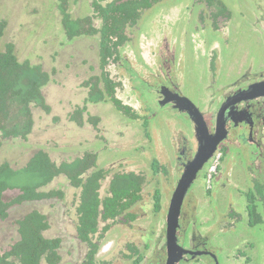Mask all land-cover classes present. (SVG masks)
<instances>
[{"label": "rangeland", "instance_id": "obj_1", "mask_svg": "<svg viewBox=\"0 0 264 264\" xmlns=\"http://www.w3.org/2000/svg\"><path fill=\"white\" fill-rule=\"evenodd\" d=\"M219 1L233 15L227 31L222 22H216L219 30L212 28L214 23L210 13L213 17L216 11L206 9L197 0H164L143 14L138 24L127 32L130 41L121 49V60L109 64V75L119 84L116 96L123 104L145 118L152 113L155 117L152 116L147 128H144L143 120L124 117L108 101L87 104L88 110L99 117V127L93 130L87 124L77 126L69 118L84 103L88 92L85 82L99 74L97 38L66 40L56 0H0V18L7 22L3 43L12 42L19 60L41 65L52 77V82L43 90L50 113L36 108L35 124L29 139L3 141L0 144V162L21 167L37 150H45L55 162L90 152L97 155L100 168L136 171L146 177L144 198L136 207L139 214L145 217L132 227L113 228L102 244L101 259L110 258L112 244L123 246L129 240L138 243L139 235L143 234L142 241L146 242V246L142 243L144 249L141 250L143 264H155L160 252L159 245L164 242H156L158 234H161H157V228L159 220L163 222L165 218L179 173H176V177H172L170 171L167 177L155 176L151 173L150 163L154 159L165 164L173 162L176 150L170 153L171 143L168 139L177 129L186 136L190 135L192 123L185 115L156 104L155 89L161 83V78H157L161 77V70L155 61L156 53L160 50L167 52L163 49L168 48L170 53L175 54L173 80L180 87L182 96L200 110L211 106L214 94L236 76H241L248 67L251 68L247 70L253 72L264 70V25L251 16L254 6H260L263 0ZM239 11L244 13L246 19L240 16ZM71 12L74 16L89 14L87 1L71 0ZM213 53L216 55L214 77L208 68L209 57ZM145 84L149 85L150 90L145 88ZM164 150L167 153H163ZM242 155L239 151L231 150L226 154L223 166L234 178L231 177L229 185L226 177L224 190L217 182L221 178V171H218V175L214 174L219 164V158L214 157L203 181L193 184L183 208L186 215L181 230L186 231V236L197 232L207 237V246L213 254H217L219 264H264V207L261 204L256 206L261 221L253 226L242 191L250 188L247 172L256 170L251 169L249 157ZM260 160L263 172L264 156ZM225 175L221 178L222 182ZM259 175L264 180V174ZM211 180L214 184L209 187ZM51 188L60 189L65 195L64 200L58 208L47 209L48 212L46 205L43 210L52 219L61 222L63 208L68 206V202H74V191L64 182L55 183ZM154 190L160 192L163 200L159 215L152 211L151 195ZM16 193L8 191L5 195L10 198ZM70 217L73 218V215ZM66 222L68 225L67 217ZM163 228L161 231L164 235ZM69 233H72L71 229ZM53 234L59 236L56 231ZM69 248L67 246L62 251L64 256H67ZM72 253L65 264L75 262L76 254ZM180 264L214 263L203 257Z\"/></svg>", "mask_w": 264, "mask_h": 264}, {"label": "trees", "instance_id": "obj_2", "mask_svg": "<svg viewBox=\"0 0 264 264\" xmlns=\"http://www.w3.org/2000/svg\"><path fill=\"white\" fill-rule=\"evenodd\" d=\"M87 1L90 13L79 17L72 15L71 0H56L66 40L98 38L100 72L85 82L88 92L84 106L77 107L70 114L69 120L82 126L86 114L89 123L98 124L99 119L88 114L87 104L105 101L111 102L127 117L135 119L136 113L116 97L119 84L112 80L107 66L111 61H120V49L129 41L127 30L135 27L146 11L164 0ZM197 1L205 3L208 9L216 10V15L224 10L219 0ZM6 28L7 22L0 18V144L3 141H27L35 124L34 110L38 108L47 114L51 111L43 94L44 88L52 82L51 74L41 65L29 60H19L15 45L12 42L3 43ZM151 169L155 174L158 172L157 161H153ZM106 173L105 170L98 169L95 155L89 153L56 164L47 152L38 150L21 167L0 162V220L7 218V211L12 205L59 196L60 190L44 189L60 178L80 190L76 231L80 239L89 245V251L81 264H96L94 257L98 246L92 243L90 235L97 232L100 217L106 221L115 220L125 213L127 217L132 216L127 211L141 199L140 192L144 184V178L140 174L117 173L111 180L108 194L102 200L98 190ZM13 189L19 190L20 194L6 202L3 194ZM154 200L158 210V193H155ZM252 208L250 205V223H259L261 220ZM16 226L17 237L6 253H0V264H41L42 261L46 264H59L61 258L58 249L61 241L59 238L45 236L49 224L43 214L33 210L17 221ZM132 248L137 252L133 245Z\"/></svg>", "mask_w": 264, "mask_h": 264}, {"label": "flooded vegetation", "instance_id": "obj_3", "mask_svg": "<svg viewBox=\"0 0 264 264\" xmlns=\"http://www.w3.org/2000/svg\"><path fill=\"white\" fill-rule=\"evenodd\" d=\"M87 3H88V12L90 13V5L88 1ZM197 3H200V5L202 4L205 5V3L203 2H197ZM260 3L261 5L258 7L255 8L254 6L251 16L255 18L258 22L264 25V0ZM221 5L223 6L224 10L220 11L218 15H216L215 13V18L214 16L212 17V13H210L212 23H214L212 28H214L215 31L220 29V28H217L216 22L217 23L222 22L225 30L227 31L228 24L231 22L232 17H233L230 9L222 3ZM205 8L207 9L206 5H205ZM239 13L243 19H246L243 12L239 11ZM87 15L89 14H86L84 16H79V17H85ZM129 36L130 35H128V37ZM91 38H97V37H91ZM129 41H130V38H129ZM97 43H98V38H97ZM122 47H124V45ZM121 49H120V54H121ZM163 50H166L167 52L160 50L158 53H156L157 55L155 56L156 57L155 61L160 66V70H161V77L157 76V78L158 77L161 78L159 79L161 83L159 87L155 89L157 93L156 104L162 108H170V110H172L174 113H178L181 116L185 115L187 118H189L190 122L192 123V127H191V134L188 136H186L185 133L181 131L180 129H177L175 134H172L171 138L169 137L168 140L171 143L170 153L174 152V149H175L176 157L174 158L173 162H170L168 164L161 163L158 159H154L158 163L159 170L155 174L153 173L151 169L152 171L151 173L155 176H162V177L166 176L167 177L170 171V175H172V177H176V173L178 172L179 176H177L178 179L176 180V185H177L185 169L195 159L196 155L202 149V147H204L208 142H210L213 138H215V136H217V138H221L216 146L214 154L198 171L195 179L193 180V182L187 189L182 205H181V209H180V213L178 217V225L176 228L177 244L181 246L185 251L191 252V253H183V255H181L177 259L178 261L176 264L178 263L180 264L181 262L186 263L189 260H194L195 258L201 259L203 257H207L209 261L212 260L214 264H219L217 254H213V252L210 251L207 246L208 245L207 237H202L200 234L199 235L196 234L197 232L190 233V235L186 236L187 234L186 231L181 230L182 220L185 219V215H186V214H183L185 199L187 198L189 193L193 190L192 189L193 184L197 181L199 182L203 181V178L206 176L205 174H206L207 167L210 165L214 157L219 158L218 160L219 164L217 168L215 169L214 174L218 175L219 170L221 171V178L224 174H226L224 176L223 182L221 178L220 180L217 181L218 183H220L221 190L226 189L225 187V185H227L225 183L226 177H228L227 180L229 181V185H231L230 179L233 175H231V172H227L226 167L223 166L224 159L225 158L227 159L226 154L231 150L234 152L239 151L241 154H243L242 155L243 157H245L244 155L249 157L250 161L252 162V164L250 165L251 169L256 170L253 173L251 172L252 170L247 172L248 174L247 178L249 179L250 188L248 190H245L246 192L242 191L243 193H245V196H246L245 197L246 210H248V213L250 215V209H249L250 205H252L254 208V209L252 208L253 209L252 211L256 210V206L258 207L259 204H261L264 207V200H263L264 180H262L260 178L261 175H259L260 173L264 174V171L262 172V164L260 160V158H263L264 156V70L253 72L251 69L247 70L248 68H251V67H248L247 69L244 70L245 72L243 71L244 73L242 72L241 76H238V77L236 76V78L231 80L227 86H225L224 88H220L219 92L217 94H214L215 99L212 105L208 106L204 110H200L198 107H196L193 104L194 107L200 113L201 117H203V121H204L206 130H207V132L204 134L199 129L200 126L197 124V122L194 121L192 117L190 116V114L185 110L183 102L178 98V97H183V96L180 93V87L176 84V82L173 80V77H172V71L176 64L175 62L176 56L174 53H170L168 48L163 49ZM97 61H98V44H97ZM110 63L113 64L114 62L111 61ZM215 63H216V55L213 53L209 57V66H208L212 77H214L213 67ZM109 69H110V65L107 66L108 72H109ZM148 86L149 85L147 84L145 88L150 90ZM116 92H117V89H116ZM99 103H102V102H99ZM82 106H84V103L83 105L79 107H82ZM145 106H146V109L148 110L149 108L148 101H146ZM131 109L134 111L133 108ZM87 112L92 117L99 119V117H97L95 114L89 111L88 108H87ZM135 113L137 115V118L135 119L129 118L125 114H122V113L121 114L124 117L131 119V120H136V121L143 120L144 128H147L151 119L155 117L153 116L154 113H152L151 115H147L146 118L139 115L137 112ZM87 120H88V116L84 114L83 124H87L91 126L93 130L98 129L100 123L93 125V123H89V121ZM76 125L80 126L78 124ZM85 153L95 155L96 165L98 169H102L107 172L105 175V178L100 182V188L98 190L99 198L102 200L108 194L111 180L113 179L115 174L134 172L136 174L142 175L144 178V184L140 192L141 199L131 209L127 211V213L128 214L130 213V215L132 216L127 217L125 213L123 216L118 217L115 220L108 219L106 221H103L102 218L100 217L98 221L97 232L93 235H90V237H92V243L98 246L97 254L94 257V259L96 260V264H101V262H103V264H116L115 262H126L128 264H141V263L143 264L144 257L141 253V250L144 249L142 247V243H144V245L146 243L142 241L143 234L139 235L138 243L136 241L129 240L128 242L124 243L123 246H120L119 244H116L114 246L112 244V247L109 249L110 258L107 257V258L101 259L100 254L102 251L101 248H102L104 239L106 235L113 228L126 227V226L132 227L139 219L145 217L144 215L139 214L136 207H138V205L143 201V198H144L143 191L146 185V177L144 176V174L140 172H136V171H128V170L117 171V170H114L113 167L100 168L98 164L99 162L97 159V155L95 153H90V152H85ZM85 153L77 157H81ZM163 153H167V151L164 150ZM50 158L52 159L51 156ZM74 158L75 157L71 159L73 160ZM65 160L66 159L62 158L60 161L55 162L52 159V161H54L56 164H60V162L65 161ZM154 160L151 161L150 168ZM58 182H64L66 187L74 191L73 192L74 202L72 203L68 202V206L67 207L65 206V209L63 208L62 210L61 219L63 222L57 221L56 219H52L49 216V214H47L49 212L47 209H53V208L55 209V207L58 208L59 206H61L62 200H64L65 195L60 189L51 188L53 184L58 183ZM213 184H214V181L212 183V180H211L209 187H211V185L213 186ZM176 185H175V188H176ZM175 188L173 189V192ZM44 190L45 191L60 190L61 194L60 195L58 194L59 196H55L53 198H48V199H44L40 201H33L29 203L16 204V205H12L9 207L7 211V214H8L7 218L3 221L0 220V253H6L10 249V246L14 243L17 237L16 222L21 220L29 212L33 210H37L46 217L47 222L49 224V229L44 233L45 236L49 238L51 237L59 238L61 241L60 247L58 249V252L61 258L59 264H65V262L68 261V257L70 256L72 252H75L76 254L75 262L74 263L70 262L69 264H81L84 261L87 255V252L89 251V245L87 242L80 239L76 231V225L78 223L77 208L79 204L80 190L71 187L70 184H68L67 182H65L64 180L60 178L58 180L55 179L54 181H52L50 184H48L45 187ZM8 191H17V193L10 198H6L5 194ZM8 191H6L3 194L4 200L6 202L12 201L15 197H17L20 194L19 190L17 189L8 190ZM173 192H172V195H173ZM259 192H261V195L259 194ZM155 193H158L160 197V200H159L160 206L158 210L155 207V200H154ZM213 193L214 191L212 192V194ZM172 195H171V198H172ZM151 197H152V202H153L152 211L159 215L160 211L162 210V206H163L162 196L158 190H154ZM169 204H170V201L168 202V205L166 208L165 218L163 222H162V219L159 220L160 224L157 228L158 229L157 234L158 233H161V234L160 235L158 234L156 242H158L159 240H160L159 242H162V240H164V242L160 243L159 245L158 250L160 252H158V255L156 256L157 262L155 264H166L167 263L166 217L168 213ZM45 206H46V211H48L47 213L43 210ZM262 209L264 210V208ZM71 215H73V218L70 217ZM66 217L68 218V225L66 222ZM249 219H250L249 221L251 222L250 216H249ZM259 223H254V224L251 223V224L255 226ZM163 224H164V228H163ZM162 228L164 229V235L162 234V231H161ZM69 229L72 230V233H69ZM53 231L58 232L59 236L54 235ZM49 233H52V235H49ZM65 244H67V246L70 247L66 254L67 256H64L62 254V251L64 249L66 250L67 248V246L63 248ZM132 245L134 248H136L137 252L133 250ZM41 264H46V263L42 261ZM150 264H153V263L150 262Z\"/></svg>", "mask_w": 264, "mask_h": 264}, {"label": "water", "instance_id": "obj_4", "mask_svg": "<svg viewBox=\"0 0 264 264\" xmlns=\"http://www.w3.org/2000/svg\"><path fill=\"white\" fill-rule=\"evenodd\" d=\"M185 107V110L190 114L192 119L197 122L200 126L199 129L205 134L207 132L203 117H201L198 110L194 105L186 98L178 97ZM196 119V120H195ZM221 138H213L208 142L202 149L198 152L195 159L190 163V165L185 169L181 178L179 179L176 188L173 192L172 198L170 200L168 213L166 217V238H167V263L166 264H176L177 259L183 255V253H191L185 251L181 246L177 244L176 239V228L178 225V217L181 209V205L186 194L187 189L193 182L198 171L203 167V165L212 157L215 152L216 146Z\"/></svg>", "mask_w": 264, "mask_h": 264}]
</instances>
